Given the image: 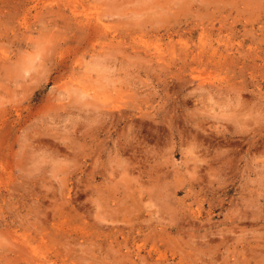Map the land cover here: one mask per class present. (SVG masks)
Returning a JSON list of instances; mask_svg holds the SVG:
<instances>
[{
    "label": "rangeland",
    "instance_id": "rangeland-1",
    "mask_svg": "<svg viewBox=\"0 0 264 264\" xmlns=\"http://www.w3.org/2000/svg\"><path fill=\"white\" fill-rule=\"evenodd\" d=\"M0 264H264V0H0Z\"/></svg>",
    "mask_w": 264,
    "mask_h": 264
},
{
    "label": "bare ground",
    "instance_id": "bare-ground-1",
    "mask_svg": "<svg viewBox=\"0 0 264 264\" xmlns=\"http://www.w3.org/2000/svg\"><path fill=\"white\" fill-rule=\"evenodd\" d=\"M177 2V1H176ZM155 22H156V20H155Z\"/></svg>",
    "mask_w": 264,
    "mask_h": 264
}]
</instances>
